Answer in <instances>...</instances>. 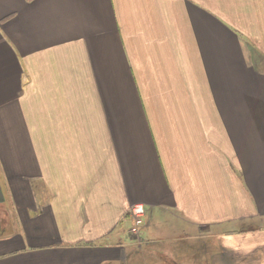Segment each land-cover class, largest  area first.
<instances>
[{
	"label": "crops",
	"instance_id": "0c3cea01",
	"mask_svg": "<svg viewBox=\"0 0 264 264\" xmlns=\"http://www.w3.org/2000/svg\"><path fill=\"white\" fill-rule=\"evenodd\" d=\"M147 255L264 264V0H0V264Z\"/></svg>",
	"mask_w": 264,
	"mask_h": 264
},
{
	"label": "built area",
	"instance_id": "2783aa9c",
	"mask_svg": "<svg viewBox=\"0 0 264 264\" xmlns=\"http://www.w3.org/2000/svg\"><path fill=\"white\" fill-rule=\"evenodd\" d=\"M131 216L133 225L130 229V234L136 239V244L141 245L143 240H141L140 235L145 223L146 207L143 204L134 205L131 210Z\"/></svg>",
	"mask_w": 264,
	"mask_h": 264
},
{
	"label": "rangeland",
	"instance_id": "374dc122",
	"mask_svg": "<svg viewBox=\"0 0 264 264\" xmlns=\"http://www.w3.org/2000/svg\"><path fill=\"white\" fill-rule=\"evenodd\" d=\"M150 230H147L145 233H142V239L143 240H146L145 238H147L148 237V235H149V232ZM159 231H161L162 233H166L167 231H165L164 230V228L163 229H160V230H158V232ZM130 240V239H129ZM132 241H136V240H132ZM169 245H172V244H169ZM195 245L196 246H200V248H202L203 249V247H207V242L206 243H195ZM166 247H171V248H176V250H177V248H178V246L177 245H174V246H166ZM146 248V247H145ZM148 250V249H147ZM147 250H144L145 252H146V254H150V252L149 251H147ZM162 251H166L167 250V248L166 249H161ZM168 250H170V249H168ZM172 250V249H171ZM185 256L183 257V256H181V255H178V254H174V257H173V261L172 262H175L176 263V259H178V261H180V262H182V263H184V261L186 260L187 262H189V261H191L192 260V258H193V256L194 255H188V254H184ZM147 257L148 258H152V259H154V262H153V264H164V263H162L161 261L162 260H160V258H156V257H154L153 255H147ZM146 257V258H147ZM176 257V258H175ZM141 264H144V263H141Z\"/></svg>",
	"mask_w": 264,
	"mask_h": 264
},
{
	"label": "trees",
	"instance_id": "16d2710c",
	"mask_svg": "<svg viewBox=\"0 0 264 264\" xmlns=\"http://www.w3.org/2000/svg\"><path fill=\"white\" fill-rule=\"evenodd\" d=\"M29 1H32V0H29Z\"/></svg>",
	"mask_w": 264,
	"mask_h": 264
}]
</instances>
